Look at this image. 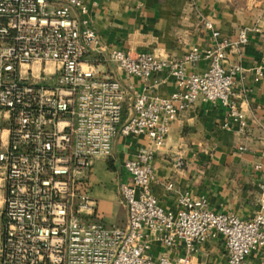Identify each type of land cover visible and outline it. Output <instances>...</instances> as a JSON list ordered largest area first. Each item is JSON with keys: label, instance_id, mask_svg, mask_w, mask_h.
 Segmentation results:
<instances>
[{"label": "built area", "instance_id": "1", "mask_svg": "<svg viewBox=\"0 0 264 264\" xmlns=\"http://www.w3.org/2000/svg\"><path fill=\"white\" fill-rule=\"evenodd\" d=\"M62 1L0 0V110L10 119L8 146L0 154L7 166L0 264H175L166 254L151 257L150 234L166 248L182 242L191 253L208 238L222 236L228 250L224 264H250L248 256L264 247V181L258 212L250 219L213 211L205 197L188 191L179 193L178 208L171 210L151 187L155 151L179 112L200 99L220 101L241 130L246 127L232 100L241 68H226L224 62L228 48L248 43L247 30L206 49L194 46L182 59L132 55L105 48L84 0ZM54 3L59 4L52 8ZM99 53L144 80L166 70L179 89L168 97L136 92L102 74L92 58ZM202 59L209 61L208 69L188 74ZM255 73L261 79L264 66ZM132 92L133 110L123 121ZM119 135H147L154 146L124 162L129 179L119 189L128 219L107 226L96 220L88 171L95 159L112 155Z\"/></svg>", "mask_w": 264, "mask_h": 264}, {"label": "crops", "instance_id": "2", "mask_svg": "<svg viewBox=\"0 0 264 264\" xmlns=\"http://www.w3.org/2000/svg\"><path fill=\"white\" fill-rule=\"evenodd\" d=\"M84 1L87 17L105 48L122 49L132 55L151 53L158 58L182 59L194 46L206 49L222 39L235 40L241 29L247 30L248 43L228 48L224 62L226 68H241L234 78L232 100L244 114L246 127L241 130L240 123L231 119L220 101L198 100L179 112L164 145L155 151L156 179L151 187L159 202L171 210L178 208L179 193L188 191L194 197H205L213 211L231 212L241 219L254 217L259 208V185L264 181V76L256 80L255 73L256 67L264 66V0ZM92 58L103 75L118 79L124 86L132 85L136 92L168 97L179 89L166 70L144 80L126 74L101 53ZM208 67L209 61L202 59L190 65L187 72L202 74ZM133 92L124 103L126 119L133 110ZM9 127L8 114L0 110V154L8 146ZM153 146L147 135H119L110 156L117 176L107 174L109 170L105 182L112 179L120 187L129 179L124 162ZM258 164L261 169L256 168ZM6 175L7 166L0 159V249ZM169 183L174 184L173 189L168 188ZM124 211L117 226L127 222V206ZM149 240L153 259L166 254L175 264L183 260L189 264H224L228 257L222 236L208 238L193 253L182 242L166 248L151 234ZM247 261L264 264V247L254 250Z\"/></svg>", "mask_w": 264, "mask_h": 264}, {"label": "rangeland", "instance_id": "3", "mask_svg": "<svg viewBox=\"0 0 264 264\" xmlns=\"http://www.w3.org/2000/svg\"><path fill=\"white\" fill-rule=\"evenodd\" d=\"M104 160L105 162L102 158H99L97 162L94 160L91 169L88 171L90 178H92L91 180L94 182L92 183L90 194L96 201V220L103 222L107 226L120 225L127 205L120 193L119 182H114L112 179H108L105 182L104 175L110 170L109 160L111 159L109 157ZM110 171L107 174L116 178L117 173H114V170ZM104 193H108L111 196L108 198L106 196L103 197Z\"/></svg>", "mask_w": 264, "mask_h": 264}, {"label": "trees", "instance_id": "4", "mask_svg": "<svg viewBox=\"0 0 264 264\" xmlns=\"http://www.w3.org/2000/svg\"><path fill=\"white\" fill-rule=\"evenodd\" d=\"M125 110H123V121L126 119V113H124ZM111 159V158H110ZM109 169L115 171V166L113 165V161L109 160Z\"/></svg>", "mask_w": 264, "mask_h": 264}]
</instances>
